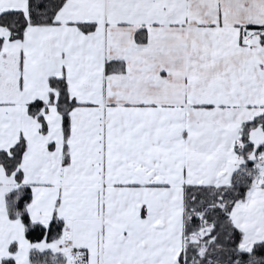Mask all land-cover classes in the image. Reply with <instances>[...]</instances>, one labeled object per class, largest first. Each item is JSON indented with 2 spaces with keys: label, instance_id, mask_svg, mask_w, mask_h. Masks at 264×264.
<instances>
[{
  "label": "snow or ice",
  "instance_id": "6c2138e0",
  "mask_svg": "<svg viewBox=\"0 0 264 264\" xmlns=\"http://www.w3.org/2000/svg\"><path fill=\"white\" fill-rule=\"evenodd\" d=\"M0 264H264V0H0Z\"/></svg>",
  "mask_w": 264,
  "mask_h": 264
}]
</instances>
